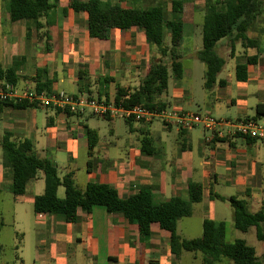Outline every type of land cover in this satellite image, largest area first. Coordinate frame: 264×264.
I'll return each instance as SVG.
<instances>
[{"label": "crops", "instance_id": "obj_1", "mask_svg": "<svg viewBox=\"0 0 264 264\" xmlns=\"http://www.w3.org/2000/svg\"><path fill=\"white\" fill-rule=\"evenodd\" d=\"M104 1L120 4L125 10L131 8V3L151 7L161 2L173 20L183 22L188 42L187 47H181L183 74L179 78L172 74L173 82L169 79L167 91L156 98L165 108L229 120H264V65L249 64L246 80H239L236 75L237 63L256 54L255 48L239 43L233 55L230 46L226 53L219 52L226 64L214 85L205 86L207 66L196 56L202 46L195 35L203 28L210 0H183L179 12H174L177 0ZM50 2L56 4L49 14L50 24L42 18L44 26L38 29L28 28L26 21H10L7 0H0V65L18 66L15 86L49 83L51 92L91 97L97 92L98 98L109 101L115 100L119 90L127 94L139 88L151 61L160 58L154 51L157 47L147 42L144 28L113 27L108 38L92 37L86 11L75 12L69 0ZM248 33L251 37L264 34V16L258 17ZM167 34L170 37V32ZM98 118L113 121L119 117L81 115L45 107L18 108L0 102V139L7 133L16 141L30 139L35 156L52 160L60 178L72 173L76 186L82 190L89 183H105L122 197H128L142 186L151 185L157 202L176 196L188 201L189 185L201 184L202 200L193 203L190 216L178 221L177 231L183 239L201 236L206 219L226 222L227 217L222 215L226 209L221 203L231 207L229 216L234 218L227 200L232 196L243 200L252 212L264 209V140L234 136L205 142L209 131L202 126L184 130L161 120L124 118L127 135L120 137L112 124L108 138L100 135ZM86 127L97 136L91 152ZM11 182L2 163L0 144V192L10 196L14 212L11 223L21 237L13 264H179L188 252L176 256L171 232L158 223L152 225L150 234H142L137 224L118 212H109L105 205L96 204L91 210L79 207L67 217L36 213L35 197L45 190L43 171L28 180L25 193L18 197L10 190ZM58 196H65L63 186L58 188ZM31 209L35 222H16L19 212L28 218ZM187 218L192 223L183 235L180 223ZM194 222H201L202 227L197 228L201 235H193Z\"/></svg>", "mask_w": 264, "mask_h": 264}, {"label": "trees", "instance_id": "obj_2", "mask_svg": "<svg viewBox=\"0 0 264 264\" xmlns=\"http://www.w3.org/2000/svg\"><path fill=\"white\" fill-rule=\"evenodd\" d=\"M128 10L120 4H111L104 0H69V6L75 12L88 13L89 32L92 37L105 39L109 37L113 27L130 28L138 26L145 29L147 42L156 46L160 57L152 60L142 84L130 93L125 106L144 105L148 108H165L156 98L166 92L170 76L179 78L183 74V55L181 46L184 38V24L173 20L161 2L155 6L143 7L139 3H131ZM56 6L50 0H7L6 11L10 21H26L40 29L44 26L42 18L49 25V14ZM183 0H177L174 12L182 10ZM264 16V0H215L206 5V15L202 28V47L196 52L199 60L207 66L205 86L211 88L216 82L226 59L219 53L222 40L230 41L231 55L235 45L240 42L245 48H255L257 53L245 56V61L238 62L236 75L239 80L248 78V65L260 63L264 65V53L260 49V40L249 36L258 17ZM170 32V44L166 34ZM170 56L171 63L164 62L163 57ZM18 66L0 65V90L8 85H16ZM36 88L51 93L49 83L38 82ZM126 95L119 90L115 101L120 103ZM100 98V97H99ZM109 101V100H108ZM18 108L36 107L28 101H0ZM69 113V111H67ZM71 113V112H70ZM109 118V117H107ZM90 140L89 150L94 148L97 140L95 132L86 127ZM144 142V141H143ZM2 163L5 173L12 177L10 190L14 196L23 195L29 179L43 171L45 190L34 200V211L39 214H62L72 216L79 207L91 210L96 204L105 205L109 212H118L129 222L138 225L142 234L148 235L154 223L171 232L172 251L176 256L182 251L201 252L204 264H219L224 259L233 264H264V253L258 256L254 246L245 239L226 241V224L224 221L206 219L203 223V234L191 239H183L177 231L178 221L192 214L193 203L202 200V185L192 182L189 185L190 200L173 197L168 201L157 202L153 195V186L144 185L138 193L122 197L109 184L89 183L85 189H79L73 174L63 178L58 175L56 164L47 158H39L33 154V143L30 139L16 141L7 133L0 139ZM65 188V196H58V188ZM225 199V198H224ZM234 211V222L237 229L247 232L251 227L256 230L258 240L264 242V210L252 212L245 202L235 196L227 199ZM1 264V263H0Z\"/></svg>", "mask_w": 264, "mask_h": 264}, {"label": "built area", "instance_id": "obj_3", "mask_svg": "<svg viewBox=\"0 0 264 264\" xmlns=\"http://www.w3.org/2000/svg\"><path fill=\"white\" fill-rule=\"evenodd\" d=\"M129 96L130 93H127L121 98L120 103H117L115 100L108 101L106 98L83 94L72 95L64 91L49 93L34 86L20 88L8 85L7 89L0 90V101H28L36 107L54 108L81 115L91 113L102 117H119L145 122L161 120L165 123H174L184 130L202 126L209 131V135L204 136L205 142L234 136L264 140V120L261 119L229 120L211 114L169 108H148L140 104L128 107L124 103Z\"/></svg>", "mask_w": 264, "mask_h": 264}, {"label": "rangeland", "instance_id": "obj_4", "mask_svg": "<svg viewBox=\"0 0 264 264\" xmlns=\"http://www.w3.org/2000/svg\"><path fill=\"white\" fill-rule=\"evenodd\" d=\"M201 31L202 30L200 29L199 35H195V39H198V37H199V42H200V45L202 46V32ZM253 33H255V32H253ZM257 37L260 40V49H261V51L264 52V34H259ZM166 38H167V43L170 44V37L168 34H166ZM224 42H225V44L220 45L218 48L219 52L222 54L226 53L227 49H229V46H230L229 45L230 41L228 39H225ZM239 43L240 42H238L237 44H239ZM187 46H188L187 38H186V36H184L181 47L183 48V47H187ZM154 51H155L156 56H157V54L159 52L157 51L156 48H154ZM181 53H182V50H181ZM185 54H187V51L185 52ZM156 60H158V59H156ZM163 60L165 63L170 65V63H171L170 56L163 57ZM187 64H188V60L185 59L184 60L185 67L188 66ZM171 81H172V78L170 77V82ZM91 95L95 98L98 97L97 92H93ZM98 122L100 125V127H99L100 135L102 137H104V135L106 134L107 137L109 138L110 135L108 133V129L111 127L112 124L115 126L116 132H118V135H120V137H124V135H127L128 124L122 118H116L113 121H111L109 119H105V118H98ZM197 127H199V126H197ZM80 161H81V159H80ZM81 174L83 175L84 173L81 172ZM221 204L224 207V209H226L225 213L222 214L223 216L225 215V217H227V221L225 222V224H226V241L232 242V241H235L236 239H245L247 241V243L249 245L254 246L256 248L257 252L260 254V256H262L264 253V242L258 240V238L256 236L255 228L251 227L249 229V231H247V232H243V231L237 229L235 224H234V218L229 216L231 207H227V205L224 203H221ZM12 207L13 206L10 202V196L8 194H6V196H5V195H3V193L0 192V263L8 262L9 264H13L14 263L13 261L16 260V257H17L16 253L18 252V249L20 248L21 237H20V235L16 234V232H15L16 226L15 227L12 226L13 224L11 223V222H13V217H14V212H13ZM262 207L264 208V203H263ZM184 220H185L184 222L180 223V230L182 229V231L183 230L185 231L187 226L190 223H192V222H188V220H190L188 218L184 219ZM1 222H4L5 225L2 226ZM16 222H35L33 214H32V209H31V211H29V217L28 218H23L21 212H19L18 213V220ZM193 225H194V232H193L194 234L193 235H201L200 234L201 232H199V234H197L198 226L202 227L201 222H194ZM184 231H183V235H185ZM202 256L203 255L201 252H197V255H195L194 252H189V251L185 252L181 257L179 264H203ZM226 260L227 261H225L221 264H233L231 260H228V259H226Z\"/></svg>", "mask_w": 264, "mask_h": 264}]
</instances>
